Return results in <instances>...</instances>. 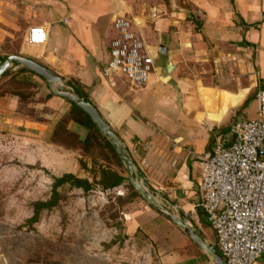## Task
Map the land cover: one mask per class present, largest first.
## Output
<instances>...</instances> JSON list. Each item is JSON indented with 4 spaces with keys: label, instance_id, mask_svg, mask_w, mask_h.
<instances>
[{
    "label": "crops",
    "instance_id": "obj_1",
    "mask_svg": "<svg viewBox=\"0 0 264 264\" xmlns=\"http://www.w3.org/2000/svg\"><path fill=\"white\" fill-rule=\"evenodd\" d=\"M118 17L131 21L155 63L140 90H132L123 78L109 81L103 76ZM35 27L47 30L44 45L28 42ZM9 56L30 59L67 85L73 82L149 177L162 180L160 164L178 159V178L171 175V181L178 183L181 175L183 187L174 192L179 201L174 206L216 245L199 207L197 156L213 150L216 138L224 137L228 130L220 132L219 126L231 117L236 120L233 111L249 109L244 104L250 89L237 95L232 76L244 71L252 80L258 74L264 88V0H0V65ZM53 89L62 90L13 62L0 78V136L33 143L41 157L45 145L67 149L57 141L62 130L85 140L89 131L73 120L71 101ZM203 123L215 126L205 132ZM210 138L211 144H205ZM174 139L179 146L174 147ZM145 142H153L148 155L141 150ZM77 148L82 151V146ZM124 209L128 233L141 230L152 237L153 229L156 237L162 234L164 216L142 196ZM183 237L176 250L163 252L170 264H215Z\"/></svg>",
    "mask_w": 264,
    "mask_h": 264
},
{
    "label": "rangeland",
    "instance_id": "obj_2",
    "mask_svg": "<svg viewBox=\"0 0 264 264\" xmlns=\"http://www.w3.org/2000/svg\"><path fill=\"white\" fill-rule=\"evenodd\" d=\"M232 78L237 95L244 88L250 89L244 104L249 109L240 111L234 122L231 117L219 126L220 132H228L222 139L217 137L214 145L232 141V124L257 116L256 92L264 89L259 78L250 80L244 71H237ZM214 126L201 125L205 132ZM74 138L69 133L61 134L57 141L67 149L45 145L41 157L36 155L33 143L0 136V264H170L163 252L177 249L185 239L182 230L164 216L159 237L153 229H149L152 237L141 230L128 233L123 213L130 194L127 186L103 190L95 185L84 192L65 185L59 188L63 196L59 206L44 211L30 229L27 221L33 216L32 205L50 198L55 178L73 174L93 183L100 168L106 166L130 179L125 163L108 150L102 137L88 151H78L79 143ZM134 163L139 180L147 176L148 180L141 183L156 201L197 229L189 216L174 206L179 204L174 191L177 187L182 191L183 183L149 177Z\"/></svg>",
    "mask_w": 264,
    "mask_h": 264
},
{
    "label": "built area",
    "instance_id": "obj_3",
    "mask_svg": "<svg viewBox=\"0 0 264 264\" xmlns=\"http://www.w3.org/2000/svg\"><path fill=\"white\" fill-rule=\"evenodd\" d=\"M112 27L116 38L103 76L109 81L123 78L132 90L145 88L155 69L152 56L129 19L118 17ZM47 33L43 27L31 28L28 42L44 45ZM255 102L256 118L235 123L230 144L217 143L212 151L197 156L201 179L199 207L226 264H259L264 260V89L257 90ZM172 143L179 146L178 140ZM152 146L153 142H145L141 150L148 155ZM178 163L174 159L160 164L157 172L163 181L174 174L178 178ZM142 164H148L146 156ZM143 179L148 180L147 176ZM178 180L182 182L181 178Z\"/></svg>",
    "mask_w": 264,
    "mask_h": 264
},
{
    "label": "water",
    "instance_id": "obj_4",
    "mask_svg": "<svg viewBox=\"0 0 264 264\" xmlns=\"http://www.w3.org/2000/svg\"><path fill=\"white\" fill-rule=\"evenodd\" d=\"M13 62L18 63L27 70L41 76L51 86H60L62 90L57 91L53 89V92L77 105L91 118L92 122L100 130V132L103 133L112 143L119 158L125 163L130 176L129 183L135 187L141 196L146 201H148L158 213L165 216L178 228H180L199 250L203 251L212 258L215 264H226L225 259L219 252L216 245L209 244L191 223L182 220L180 217L167 210L164 206L156 201L155 197L150 192L147 191V189L141 183V180H139L138 171L133 159L129 154V151L123 146L117 134L111 130V128L102 118L100 112L93 104L80 99L73 92H70L68 85L60 76L43 67L42 65L21 56H9L3 61V63L0 65V78L3 77Z\"/></svg>",
    "mask_w": 264,
    "mask_h": 264
},
{
    "label": "trees",
    "instance_id": "obj_5",
    "mask_svg": "<svg viewBox=\"0 0 264 264\" xmlns=\"http://www.w3.org/2000/svg\"><path fill=\"white\" fill-rule=\"evenodd\" d=\"M68 85L80 99H84V101L90 103V101L86 98L85 94L82 91H80V89H78L76 86H74L73 82H69ZM71 104H72L71 115L73 116V120L78 124L86 127L89 131L85 140L79 141L75 139L76 142L79 143L80 146H82V149L84 151L90 150V148H92L93 145L99 141V137H102V142L104 143V145L108 148V150L113 152L120 161V158L117 155L112 143L107 139V137L103 133L100 132V130L92 122L91 118L77 105H75L72 102ZM238 113L239 110L233 111V114H235V116ZM63 133L65 134L68 132L62 130L59 136ZM212 141L213 140H211L210 138L207 142H205V144L206 143L211 144ZM208 152L204 151V153L201 155H204ZM200 183H201V179H200ZM65 185H69L71 188L82 189L84 192H89L93 190L95 185L101 186L103 190H111L121 186H127L130 191V194L126 196L127 205L130 204L132 201H134V199L137 196H141V194L135 189V187H133L129 183V180L125 178L123 174L114 171L106 166L100 168L99 176H95L93 183L90 182L89 179L79 178L73 174H64L63 176L54 179L52 195L50 196L49 199L45 201H37L32 205L33 216L27 221V224L29 225L30 229H33V225L40 221L41 215L43 214L44 211H51L59 206L60 202L63 199L62 194L59 192V188Z\"/></svg>",
    "mask_w": 264,
    "mask_h": 264
}]
</instances>
